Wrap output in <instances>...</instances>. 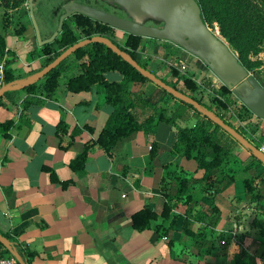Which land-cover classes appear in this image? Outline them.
I'll return each mask as SVG.
<instances>
[{
  "label": "crops",
  "instance_id": "crops-1",
  "mask_svg": "<svg viewBox=\"0 0 264 264\" xmlns=\"http://www.w3.org/2000/svg\"><path fill=\"white\" fill-rule=\"evenodd\" d=\"M21 35L24 41L17 34L6 33L5 49L14 57L9 65L12 85L28 81L43 67L46 57L40 52L32 26ZM143 50L149 56L162 55L156 43L144 45ZM59 52L57 49L53 56ZM107 72L112 73L111 79ZM72 75L70 65L61 70L50 96L40 87L30 92L25 88L7 91L16 112L0 105V123L12 122L8 129L0 126V231L30 252L31 264H233L240 244L247 251V264H264V236L253 225L254 218L263 219L264 215L239 184L242 179L264 173L263 162L253 161L238 141L221 134L226 149L221 168L238 181L217 194H208L197 185L204 184L203 169L183 153H171L172 126L159 122L154 134L135 131L120 139L109 154L94 145L84 171H73L70 160L84 143L96 139L114 107L105 102L96 85L90 91H68L66 83ZM103 76L107 81L123 80L117 70L106 71ZM257 79L264 86V75ZM141 96L167 110L176 107H169L170 103L178 105L156 86ZM130 98L134 103L131 111L141 122L152 110H147L149 106L143 105L138 94ZM60 120L67 124L68 134L79 128L67 149L59 148L55 133ZM195 120L193 115L178 125H192ZM84 125L93 131L83 129ZM152 140L157 151L150 159ZM169 164L175 174L188 179L187 191H179L174 180L167 190L161 189L164 165ZM62 182L69 183L62 186ZM188 196L194 201L191 215L201 218L191 223L193 236L180 230ZM165 201L171 205L168 219L160 215ZM212 203L217 213L212 212ZM145 206L158 216L139 231L132 226L131 214ZM159 225L164 231L156 229ZM200 232L205 233L206 240L214 241L210 250L195 246ZM2 250L11 254L4 246Z\"/></svg>",
  "mask_w": 264,
  "mask_h": 264
},
{
  "label": "trees",
  "instance_id": "trees-1",
  "mask_svg": "<svg viewBox=\"0 0 264 264\" xmlns=\"http://www.w3.org/2000/svg\"><path fill=\"white\" fill-rule=\"evenodd\" d=\"M197 1L201 6L202 15L208 26L213 29L212 23H217L220 34L238 53V58L242 64L248 68L250 64V60H248V54L250 52L256 53L259 51L260 42L264 37V0ZM71 18L72 25L64 22L62 30L54 39V41L40 46L41 54L46 55L43 66L47 65L54 59V51L59 48H61L62 51L63 49L80 40V38L76 36L74 29L80 30V32L84 34L85 38L90 37L93 33H101V35L109 38L121 50L126 51L131 57L135 58V52L141 43L142 37L127 34L124 44L120 45L111 37L104 35L112 31V27L94 21L80 14H74ZM24 31L25 27L21 26L15 31V33L20 35ZM5 53L8 55L10 54V52L5 49V41L0 34V58ZM34 53L35 52L32 54L34 55ZM13 58L14 57L12 56V58L10 57L6 61V83L12 81V74L9 69V65L12 63ZM68 62L70 63L69 65L71 68H73V75L68 78L66 83V88L68 91L74 93L80 91H90L92 87L96 85L104 94L105 102L111 104L114 107L113 112L108 116L96 139L84 143L77 156L70 160L69 167L73 171H84V164L88 153L94 145L99 147L105 153L109 154L110 150L120 139L128 137L133 132L138 130H142L149 135L154 134L158 123L165 122L170 124L173 129L171 132V153H183L187 158L194 159L197 162L198 167L204 171L202 177L204 184L201 182H199V184L202 185V188L205 192L213 195L217 194L236 181L232 176L225 174L221 168L226 151L222 144L221 134L223 133L226 136L231 137L229 134L225 132H217V129L220 130V127L206 118L200 120L195 118V123L192 125H178V121H187L193 116L192 112H197L191 104L174 98L164 89L155 85L167 96L168 99L177 100L178 105L174 110H167L166 108L157 106L155 103L146 101L145 96L138 94V97L142 99L141 102H143V105L150 106L152 110L151 114H149L141 122H138L136 115L131 111V109L134 107V103L130 98L131 92L128 88L133 84H137L138 86L146 81H151L141 75L120 55L107 48L101 42H93L76 49L74 53L61 61L56 67L51 69L39 80L29 83L23 88L30 92L36 87H40L41 91L46 96L52 95L57 86V78L60 74V71L62 70L64 64ZM138 63L146 69V66L140 63V61H138ZM109 70H117L123 76V80L120 82L107 81L104 78L103 73ZM161 79L166 82L164 78ZM185 81L189 88L194 89V84L189 79H186ZM166 83L170 85L168 82ZM221 89L225 92L229 91V89L224 85H221ZM6 95H8L7 92L0 96V105L12 110L13 112H16L17 107L14 106L10 100H8ZM193 98L199 103V105L204 108H208L200 100L195 97ZM227 102H229V100H226V102L219 101L221 106H226ZM27 104L28 102L25 101L23 105L24 109H26ZM217 115H219L230 126L234 127L230 122L224 119V116L220 114ZM11 125L12 122L10 120L0 123V126L5 129H8ZM82 128L89 132L93 131L92 127L87 125L82 126ZM235 129L242 134L239 129ZM78 130V127H74L72 134H68L67 124L64 122V120H60L56 125L55 131L56 136L59 138V148L67 149L70 147L74 143V137L76 131ZM248 140L253 143L251 139ZM156 151L157 143L152 140L149 152L150 159L155 156ZM249 152L254 161H260L253 156L251 151ZM169 166L170 164L164 165L165 170L161 178V189L167 190V188H169V183H172L174 180L177 182L176 184L178 185L179 191L183 189L187 191L188 179L182 177L181 175L175 174V170H170ZM167 179L171 180L167 181ZM194 182L197 181L192 180V183ZM68 183L69 182H62L61 184L62 186H66ZM239 184L242 185L246 198L255 202V207L264 215V210L262 211L258 206V204L264 200V173L254 175L249 179H242L240 180ZM186 202L187 209L185 210L184 217H182L180 220V230H182L186 235L193 236V231L190 228L191 223L193 220H200L201 218L200 216H192L190 213L192 203H194L191 196L187 197ZM170 211L171 205L165 201L160 213L161 217L163 219L170 218ZM212 212H218V208L214 206L213 203ZM157 216L158 215L154 211L149 210L145 206L131 214V223L133 228L141 231L148 228L150 226V220L156 219ZM176 217L177 216L174 218ZM174 218L171 220V228L173 227V223L175 221ZM209 223L213 224L214 221H210ZM253 225H255L259 229L260 234L264 236V218H254ZM156 229L159 231H164V227L162 225L157 226ZM0 233L8 239L11 249L17 252L26 263L31 264L30 252H28L19 243L12 240L6 233L1 231ZM213 245V240L205 239L204 232H200L195 240V246L199 248L207 247V250H210ZM220 246H222L221 243ZM0 247H3L1 243ZM219 250H222V248L220 247ZM5 253L6 250L0 251V255ZM247 263V251L240 244V250L235 254L233 258V264Z\"/></svg>",
  "mask_w": 264,
  "mask_h": 264
},
{
  "label": "water",
  "instance_id": "water-1",
  "mask_svg": "<svg viewBox=\"0 0 264 264\" xmlns=\"http://www.w3.org/2000/svg\"><path fill=\"white\" fill-rule=\"evenodd\" d=\"M26 8L38 46L54 41L62 30L65 19L74 14L86 16L127 34L169 41L196 57L256 117L264 120V86L242 64L228 42L208 26L197 0H27ZM52 17L57 20V25L51 33L45 34L43 31L47 26L48 29L50 28L51 20L56 23ZM46 18L50 20L49 24ZM93 42L103 43L153 84L164 89L174 98L191 104L264 163V152L219 115L199 105L190 95L168 85L101 34L82 38L63 49L51 62L33 73L25 83L5 84L0 89V96L7 91L21 89L39 80L76 49ZM0 243L14 256L18 264H28L11 249L8 239L1 233Z\"/></svg>",
  "mask_w": 264,
  "mask_h": 264
},
{
  "label": "rangeland",
  "instance_id": "rangeland-1",
  "mask_svg": "<svg viewBox=\"0 0 264 264\" xmlns=\"http://www.w3.org/2000/svg\"><path fill=\"white\" fill-rule=\"evenodd\" d=\"M26 1L27 0H0V34L5 42L7 32L16 34L15 31L18 30L21 26H24L25 29L29 27V25L31 26L28 18ZM39 18L42 19L41 17ZM51 21L52 22L50 28L44 29V33H47L48 30L54 29L56 27V23L53 20ZM65 22L72 25V18L70 17L66 19ZM212 26L213 30L218 35L223 37L220 34L217 23L213 22ZM74 30L78 38H85L84 34L80 32V30ZM94 34L99 33H93L92 35ZM104 35L111 37L118 44L123 45L127 33L121 30L112 29V31ZM17 38L24 41V36L21 34L17 35ZM223 39L227 41L224 37ZM148 43H156L158 45L160 51H162L161 57H159L158 53H155L152 56H149L147 53H145L147 51H144L143 47ZM58 50L61 51V48H59ZM236 54L238 55L237 52ZM135 58L140 61V63L145 65L147 70H155L156 73L152 71L151 72L160 78H164L166 82H168L173 87L200 100L206 107L209 108H206L208 111L224 116V119L230 122L234 126V128L239 129L247 139H251L253 143L258 147H264V120L256 117L242 103L233 102L232 104H230L231 106L229 108L222 107L219 103L221 99H219L218 96L224 98L230 94H227L228 92H225L221 89V81L217 79V77L196 57L169 41L142 37L141 43L135 52ZM178 60L185 62L187 67L186 70H178L175 68V64H178ZM248 60H250V64L247 69L251 74L256 77H261L262 75H264V37L260 42L259 51L256 53L250 52L248 54ZM69 64V62L64 64V66L62 67V71L65 70L66 67L69 66ZM111 74V72L106 73L108 79H111ZM113 74L117 73L115 72ZM186 79H189L194 84V89H191L187 86V83L185 81ZM154 86L155 84H153L152 82L146 81L138 86L137 84H133L132 86L130 85L128 89L130 90L131 94H148L151 91V88H153ZM174 106L177 107L176 104H169V107L171 108ZM176 107L174 109H176ZM150 109L151 107L149 106L147 110ZM197 112H192L197 120L206 118L199 111ZM220 130L217 129V132H225L222 128H220ZM252 160L254 161V159ZM197 185L201 186V184ZM258 206L259 209L263 211L264 200L259 203Z\"/></svg>",
  "mask_w": 264,
  "mask_h": 264
},
{
  "label": "built area",
  "instance_id": "built-area-1",
  "mask_svg": "<svg viewBox=\"0 0 264 264\" xmlns=\"http://www.w3.org/2000/svg\"><path fill=\"white\" fill-rule=\"evenodd\" d=\"M8 58L10 57L6 53L0 58V89L5 84H7L5 81V69H6V61ZM175 68L178 70H186L187 67H186L185 62L178 60V64H175ZM227 94H230V95H227L224 98H221L218 96V98L221 99L222 102H226V100H229V102L226 103V106H222V107L229 108L231 106L230 104H232L233 102L242 103L238 98H236V96L232 93L231 90H229ZM260 149L264 152V147ZM221 243H224V240H222ZM0 264H17V261L12 254L5 253L3 255H0Z\"/></svg>",
  "mask_w": 264,
  "mask_h": 264
},
{
  "label": "flooded vegetation",
  "instance_id": "flooded-vegetation-1",
  "mask_svg": "<svg viewBox=\"0 0 264 264\" xmlns=\"http://www.w3.org/2000/svg\"><path fill=\"white\" fill-rule=\"evenodd\" d=\"M53 18V17H52ZM70 18V17H69ZM54 19V18H53ZM68 19V18H67ZM46 20H47V24H49V22H50V20L48 21V19L46 18ZM55 20V19H54ZM66 20V19H65ZM56 21V25H57V20H55ZM65 22V21H64ZM47 29H48V26L46 27ZM45 28V29H46ZM114 29V28H113ZM116 30H118V29H116ZM53 31V29L52 30H48V32L47 33H45V34H49V33H51ZM45 36V35H44Z\"/></svg>",
  "mask_w": 264,
  "mask_h": 264
}]
</instances>
